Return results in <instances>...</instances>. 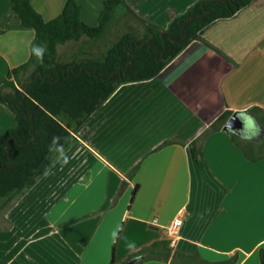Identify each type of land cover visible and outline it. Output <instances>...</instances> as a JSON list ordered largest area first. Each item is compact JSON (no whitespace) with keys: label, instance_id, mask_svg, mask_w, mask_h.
I'll list each match as a JSON object with an SVG mask.
<instances>
[{"label":"crops","instance_id":"1","mask_svg":"<svg viewBox=\"0 0 264 264\" xmlns=\"http://www.w3.org/2000/svg\"><path fill=\"white\" fill-rule=\"evenodd\" d=\"M40 1L31 4L46 22L66 2ZM196 1L125 0V12L165 30ZM97 2L91 19L80 8L88 26L97 23ZM33 38L0 0V84L27 62ZM74 47L87 56L78 62L96 59L92 39L65 42L63 53ZM251 108L264 118V0L215 21L154 78L120 85L76 134L75 174L51 193L47 215L1 233L0 264H125L143 253L150 259L137 264H195L187 258L195 252L210 263L236 255L235 264H259L264 155L251 160L222 129L211 130L224 112ZM13 120L0 101V134ZM178 215L173 247L166 228Z\"/></svg>","mask_w":264,"mask_h":264},{"label":"trees","instance_id":"2","mask_svg":"<svg viewBox=\"0 0 264 264\" xmlns=\"http://www.w3.org/2000/svg\"><path fill=\"white\" fill-rule=\"evenodd\" d=\"M253 1L198 0L174 16L165 30L142 20L146 27L143 36L126 34L97 59L63 65L56 61L57 45L100 37L125 0H104L93 27L81 21L80 6L75 0H66L62 12L48 22L34 10L32 0H9L20 26L33 30L34 38L27 62L11 69L0 84V101L14 118L12 128L0 134V209L47 173L53 165V154H63L76 143L78 131L120 85L154 78L192 41L201 39L207 27L217 20L234 17ZM35 62L31 82L20 84L19 73ZM4 88L10 91L5 93ZM232 114L230 111L221 114L211 124V130L222 129ZM235 114L244 122L240 135L228 134L235 144L240 146L239 140L246 141L245 132L250 130L252 121L262 138L251 140L248 146L264 140V118L258 115L257 108ZM62 119L68 121L66 125ZM260 147L252 150L251 156L244 146L242 149L253 160L264 155ZM190 152L196 160L197 151L191 148ZM143 254V259H150L148 253ZM258 256L259 264H264V246ZM169 257L174 261L176 254L171 256L168 251L165 259ZM187 258L195 264L237 261L233 255L225 261L210 263L197 252Z\"/></svg>","mask_w":264,"mask_h":264},{"label":"rangeland","instance_id":"3","mask_svg":"<svg viewBox=\"0 0 264 264\" xmlns=\"http://www.w3.org/2000/svg\"><path fill=\"white\" fill-rule=\"evenodd\" d=\"M75 1L80 6L83 12V16L87 17V19H91L90 13L93 8H97V3H99L97 2L98 0ZM103 1L104 0H101L100 7L98 6L100 10L102 8ZM46 2H48V0H41L39 6L42 5L44 7ZM125 9V5H119L115 13H113L111 21L106 25L103 34L100 37L92 39L97 48V50L93 52L95 53L93 54V57H96V59L103 55L122 36L128 34L141 37L146 33L145 25L134 19L130 14L126 13ZM99 13L100 11L98 12V16ZM62 47L63 44H59L57 46L58 55L56 57V61L58 63H66L69 61L78 62L82 59L87 58V56L83 55L81 49H78L77 47H74L64 53ZM35 66L36 62L27 67L26 76H22L20 78V84L26 85L31 82L32 72H34ZM9 91L10 90L8 88L3 89V92L5 93ZM61 121L64 125H66L68 122L66 119H62ZM70 128L72 129L73 125H70ZM258 137H260V134H258L257 126L252 121L250 130L245 132V139L243 140L246 141L239 140V142H241L246 150L249 151L247 148L248 144L251 143V140L254 141ZM260 146V153H263L264 140L260 143ZM249 153L251 152L249 151ZM54 154L52 160L53 165L47 171V173L40 179H38L35 185L28 191H26L23 195L14 199L13 202L0 209V236L1 233L6 232L14 225L17 229H21L29 220H32L31 222H34L33 219L36 220L42 216H46L47 209H45V205L49 203L48 198H50L49 196L51 195V193L59 192L60 188L69 183V181L73 178L75 174L74 167L79 159L80 154L79 150H77L76 143L65 153Z\"/></svg>","mask_w":264,"mask_h":264},{"label":"water","instance_id":"4","mask_svg":"<svg viewBox=\"0 0 264 264\" xmlns=\"http://www.w3.org/2000/svg\"><path fill=\"white\" fill-rule=\"evenodd\" d=\"M243 128H244V122L235 113H233L226 121L222 130L226 134H229V132L240 133L243 130ZM143 258L144 256H135L129 259L127 262H125V264H137Z\"/></svg>","mask_w":264,"mask_h":264},{"label":"built area","instance_id":"5","mask_svg":"<svg viewBox=\"0 0 264 264\" xmlns=\"http://www.w3.org/2000/svg\"><path fill=\"white\" fill-rule=\"evenodd\" d=\"M182 225H183L182 215H178L171 220L170 224L166 228L167 234L170 237V243L173 247H175L178 241V236Z\"/></svg>","mask_w":264,"mask_h":264},{"label":"flooded vegetation","instance_id":"6","mask_svg":"<svg viewBox=\"0 0 264 264\" xmlns=\"http://www.w3.org/2000/svg\"><path fill=\"white\" fill-rule=\"evenodd\" d=\"M235 134L240 135V133H236V132H235Z\"/></svg>","mask_w":264,"mask_h":264}]
</instances>
